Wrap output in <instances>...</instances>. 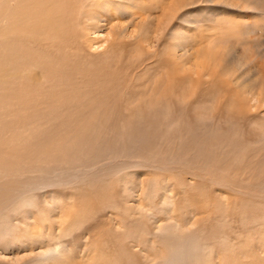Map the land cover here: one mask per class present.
Listing matches in <instances>:
<instances>
[{
	"label": "rangeland",
	"instance_id": "obj_1",
	"mask_svg": "<svg viewBox=\"0 0 264 264\" xmlns=\"http://www.w3.org/2000/svg\"><path fill=\"white\" fill-rule=\"evenodd\" d=\"M0 6V264H264V0Z\"/></svg>",
	"mask_w": 264,
	"mask_h": 264
},
{
	"label": "bare ground",
	"instance_id": "obj_2",
	"mask_svg": "<svg viewBox=\"0 0 264 264\" xmlns=\"http://www.w3.org/2000/svg\"><path fill=\"white\" fill-rule=\"evenodd\" d=\"M29 1H30V0H29ZM27 2H28V1H27ZM0 7H1V6H0ZM0 9H1V8H0ZM35 11H36V12H35ZM28 13H29V15H35L36 18H37V20L33 18V23H29V22H30V19L22 20V21H20V22H18V23L16 24L17 27L22 26V27H20V29H22V28L27 29V28H28L27 25H34V26H36L37 24L40 23V24H42V25H46V26H47L46 28H48V31H47V32H44V33H47V34H48L49 32H53V31L55 30L56 27L53 28V26L55 25V20L58 18V16L51 15L52 18H51L50 16H48V17L51 18V20H50V21H47V19H46L47 17L41 16V15H40V12H39L38 10L33 9L32 11H29ZM28 13H27V14H28ZM33 17H34V16H33ZM13 19H14V18H13ZM58 21H60V18H58ZM61 21H62V20H61ZM61 21H60V24H61ZM5 22L7 23V21H5ZM6 23H5V24H6ZM13 24H14V23H13ZM60 24H59V25H60ZM55 26H56V25H55ZM40 27H42V26H40ZM9 30H11V32L15 33L16 35L22 34L21 31L19 30V28H18V29H13V28H12V29H9ZM36 30H37V29H36ZM45 30H46V29H45ZM61 30H62V29H61ZM30 33H31V32H30ZM61 33H63V32H61ZM50 34L52 35V33H50ZM58 34H59V33H58ZM45 35H46V34H45ZM8 36H9V35H8ZM46 36L50 37L49 34L46 35ZM6 37H7V36H6ZM48 37L45 38V39H47V41H49ZM59 37H60V35H59ZM8 38H9V37H8ZM51 38H52V37H51ZM60 38L63 39V37H60ZM11 39H13V37H12ZM45 39H44V40H45ZM47 41H46V42H47ZM64 41H65V40H64ZM15 43H16V42H15ZM16 44H17V43H16ZM16 46H17V45H16ZM61 46H63V45H61ZM60 48H61V47H60ZM6 49H7V48H6ZM64 56H65V55H64ZM207 75H209V74H207ZM260 91H261V90H260ZM195 92H196V91H195ZM194 94L196 95V93H194ZM195 95H194V96H195ZM198 96H199V95H198ZM194 98H195V97H194ZM200 98H202V97H200ZM263 98H264V97H263ZM197 100H198V99H197ZM202 100H203V99H202ZM260 100H261V99H260ZM260 100H258V98L253 97V98L250 100V101L253 103L252 108H255V107L257 106V104L260 102ZM197 102H198V101H197ZM217 102H218V101H217ZM261 102H262L261 104L264 105V103H263L264 100H262ZM199 104H200V103H199ZM199 104H198V105H199ZM198 105H194V108H195V106H198ZM198 107L201 108L200 105H199ZM240 107H241V106H240ZM258 107H259V104H258ZM210 108H211V107H210ZM210 108H209V109H210ZM198 110H199V109H198ZM202 110H203V109H202ZM249 110H250V109H249ZM193 112H194V111H193ZM196 112H197V111H196ZM196 112H195V114H193V115H196ZM201 113H202V112H201ZM204 113H205V111L203 112V114H204ZM208 113H209V112H208ZM237 113H238V112H236V114H237ZM262 113H263V112H262ZM238 114H239V113H238ZM242 114H243V113H241V115H242ZM254 114H255V115H256V114L258 115V113H254ZM254 114L252 113V115H254ZM244 116L246 117L247 114L244 115ZM250 116H251V115H250ZM203 117H204V116H203ZM205 117H206V116H205ZM207 117H208V116H207ZM231 117L234 118L235 116L232 115ZM231 117H229V118H231ZM251 117L254 118V116H251ZM197 118H199L198 115H197ZM222 118H224V117H222ZM226 118H227V117H226ZM242 118H243V116H242ZM249 118H250V117H249ZM249 118H248V119H249ZM252 118H251V119H252ZM261 118H262V117H261ZM199 119H200V118H199ZM199 119H198V120H199ZM224 119H225V118H224ZM227 119H228V118H227ZM234 119L236 120V118H234ZM243 119H244V118H243ZM248 119H247V121H249ZM256 119H257V118H256ZM259 119H260V117H259ZM259 119H258V120H259ZM198 120H197V121H198ZM244 120H245V119H244ZM261 120H262V119H261ZM225 121H226V120H225ZM228 121H229V120H228ZM228 121H226V122L228 123ZM251 121H252V120H251ZM262 121H263V120H262ZM229 122H230V121H229ZM232 122H234V120H233ZM195 123H196V122H195ZM215 123H216V122H215ZM234 123H236V122H234ZM244 123H245V122H244ZM251 123H252V122H251ZM253 123H254L253 125H255V122H254V121H253ZM263 123H264V121H263ZM231 124H232V123H231ZM248 124H249V123H248ZM239 125H242V124H238V126H239ZM258 125H259V124H258ZM258 125L254 126V127L251 125V127H252V128L258 127V128H259ZM225 126H226V125H225ZM235 126H236V125H235ZM246 126H247V125H246ZM262 126H264V125H262ZM229 127H230V126H229ZM231 127H233V126H231ZM231 127H230L229 129H231ZM226 128H227V127H226ZM235 128H238V127H237V126L234 127V128H233L234 131H233V129H231V130L233 131V133L235 132ZM249 129H250V128H249ZM219 130H220V129H219ZM227 130H228V128H227ZM237 130H238V129H236V132H237ZM228 131H229V130H228ZM238 131H239V130H238ZM255 131H256V128H255ZM229 133H231V131H230ZM237 133L239 134L240 132H237ZM245 133H246V132H245ZM227 134H228V133H227ZM234 134H235V133H234ZM228 135H229V134H228ZM231 135H232V134H231ZM233 136H235V135H233ZM233 136H231V138H232ZM243 136H245V134H243L241 137H243ZM248 136H249V135H248ZM229 137H230V136H229ZM238 137H240V135H239ZM240 139L242 140V138H240ZM243 139H244V137H243ZM262 139H264V137L261 138L259 141H262ZM256 141H257V140H256ZM235 142H236V141H235ZM235 142H234V143H235ZM246 142H247V141H246ZM251 142H252V141H251ZM251 142H250V143H251ZM263 142H264V140H263ZM263 142H261L262 144H261L260 142H258V144H259V143L261 144V145H258L259 148H260V150H261V149H264V148H262V147L264 146V143H263ZM256 143H257V142H256ZM256 143H254V141H253V145H254L253 147H254V148H255V144H256ZM245 145H247V144H245ZM249 145H250V144H248V146H249ZM251 145H252V144H251ZM237 146H239V143H237ZM241 146H242V145H241ZM258 146H257V147H258ZM261 146H262V147H261ZM251 147H252V146H251ZM257 147H256L255 149H258ZM223 148H224V147H223ZM224 149H225V148H224ZM231 149H233V148H231ZM231 149H229V151H230ZM255 149H254V150H255ZM241 150H242V149H240L239 151H241ZM227 151H228V150H227ZM229 151H228V152H229ZM239 151H238V153H239ZM221 152H222V151H221ZM231 152H232V151H231ZM243 152H244V151H243ZM259 152H261V151H259ZM262 152H264V151H262ZM235 153H236V152L234 151V154H235ZM249 153H250V152H249ZM251 153H252V151H251ZM254 153L256 154V151H254ZM254 153H252V154H254ZM223 154H226V155L229 156L230 153L228 154V153H224V152H223ZM239 154H240V153H239ZM246 154H247V153H246ZM226 155H225V156H226ZM217 156H218V155H217ZM219 157H221V156H219ZM227 158H228V157H227ZM212 160H213V159H212ZM257 160H258V159H257ZM246 161L251 162V160H249V158H248V160L246 159ZM252 161H253V160H252ZM262 161H263V159H262ZM216 162H217V161H216ZM247 163H248V162H247ZM247 163H245V164H247ZM259 163H260V164L262 163V164L259 165V166L264 167V166H263L264 164H263V162H261V160L258 161V164H259ZM214 164H215V163H214ZM225 164H226V163H225ZM227 164H228V163H227ZM217 165H218V164H217ZM222 166H223V165H222ZM224 166H225V168L222 167L223 169H225L224 171H226L227 169H231L229 165H228V166L224 165ZM235 166H237V164H236ZM246 166H247V165H246ZM246 166L243 168V166L240 165L239 167H241V169L238 167V168L240 169V171H241V174L243 173V172H242V168H243V169L248 168V167H246ZM216 167H217V166H216ZM233 167H234V166H233ZM253 167H254V165H253ZM255 167H256V166H255ZM251 168H252V167H251V163H250V169H251ZM258 168H259V167L256 168V171L260 173L259 169H260L261 167H260L259 169H258ZM233 169H236V168H233ZM250 169H249V172H250ZM254 169H255V168H254ZM262 169L264 170V168H261V169H260L261 172H262ZM212 170H213V169H212ZM236 170H237V169H236ZM246 170H247V169H246ZM218 171H219V170H218ZM228 171H229V170H228ZM231 171H234V170L231 169ZM231 171H230V172H231ZM237 171H239V170H237ZM247 171H248V170H247ZM252 171H253V169L251 170V173L253 174ZM222 172H223V170H222ZM230 172H229V173H230ZM234 172H235V171H234ZM249 172H248V173H249ZM219 173H220V172H219ZM229 173H228V174H229ZM235 173H236V172H235ZM237 173H238V172H237ZM239 173H240V172H239ZM245 173H247V172H245V170H244V173H243V174L245 175ZM263 173H264V172H263ZM221 174H222V173H221ZM252 174H251V175H252ZM235 175H236V174H235ZM261 175L263 176V180H264V174L261 173ZM250 177H251V176H250ZM218 179H219V178H218ZM209 181H210V180H209ZM232 182H233V181H232ZM245 182H246V181H245ZM263 182H264V181H263ZM233 183H234V182H233ZM233 183H232V187H231V185H230V187H231V188H234V190H235V187H237L238 183H237V185L234 186V187H233ZM222 184H224V183H222ZM255 184H260V183H255ZM255 184H254V186H256ZM220 185H221V184H220ZM234 185H235V184H234ZM242 185H244V184H242ZM246 185H248V183H247ZM260 185H261V188L264 189V187H263L264 183H263V185H262V184H260ZM239 187H240V185H239ZM239 187H238V188H239ZM259 187H260V186H259ZM259 187H258V185H257V188H259ZM238 188H237V190H238ZM241 188H242V186H241ZM241 188H239V189H241ZM255 188H256V187H255ZM257 188H256V190H257ZM261 188L258 189V190H260V191L262 192L263 190H261ZM228 189H229V188H228ZM243 189H244V188H243ZM243 189H241V190H243ZM253 189H254V188H253ZM232 190H233V189H232ZM241 190H240V191H241ZM256 190L254 189L255 192H256ZM250 191H251V190H250ZM250 191H249V192H250ZM241 192H242V191H241ZM255 192H254V193H255ZM256 194H257V193H256ZM172 254H173V253H172Z\"/></svg>",
	"mask_w": 264,
	"mask_h": 264
}]
</instances>
